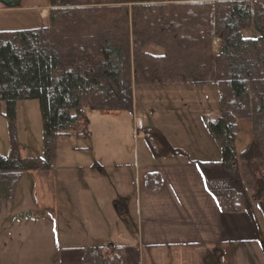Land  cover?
Returning <instances> with one entry per match:
<instances>
[{
	"label": "trees",
	"instance_id": "trees-1",
	"mask_svg": "<svg viewBox=\"0 0 264 264\" xmlns=\"http://www.w3.org/2000/svg\"><path fill=\"white\" fill-rule=\"evenodd\" d=\"M21 0H0L19 7ZM46 28L0 33V103L11 148L0 156V202L22 174L54 167L59 137L86 111H132L138 85L214 84L218 114L205 124L220 158L199 168L224 213L256 206L264 217V0H50ZM256 35L245 37V30ZM219 46L215 50L214 41ZM151 47L160 48L155 54ZM37 99L43 156L23 157L14 139L16 104ZM252 137L237 152L239 121ZM155 158L186 153L157 129L143 134ZM154 191L157 172L145 177ZM82 264H125L118 246H89Z\"/></svg>",
	"mask_w": 264,
	"mask_h": 264
},
{
	"label": "crops",
	"instance_id": "crops-1",
	"mask_svg": "<svg viewBox=\"0 0 264 264\" xmlns=\"http://www.w3.org/2000/svg\"><path fill=\"white\" fill-rule=\"evenodd\" d=\"M21 7L0 4V33L47 27L46 5ZM184 86L172 83L158 89L172 93ZM168 125L153 124L149 129L159 130L186 156L155 158L143 143V163L132 172L127 173L120 162L114 165L117 176L129 178L118 186L111 180L108 163L98 155L61 174L39 170V189L47 202L42 208V224L28 233L20 220L3 219L0 214V264H82L85 248L113 245L122 248L125 264H264L260 210L254 206L223 213L217 197L208 190L198 163L221 160L212 137L209 143L211 135L207 133L208 143L203 144L211 151L200 147L196 153L175 142L184 141L174 137L181 133L179 122ZM239 132L240 123L237 152L244 150L237 148ZM149 172H157L161 178L154 191L145 184Z\"/></svg>",
	"mask_w": 264,
	"mask_h": 264
},
{
	"label": "rangeland",
	"instance_id": "rangeland-1",
	"mask_svg": "<svg viewBox=\"0 0 264 264\" xmlns=\"http://www.w3.org/2000/svg\"><path fill=\"white\" fill-rule=\"evenodd\" d=\"M49 2L50 0H21L20 4H22L21 8L29 5H37L41 8L46 5L49 8ZM255 35L256 32L252 28L243 32L245 37ZM218 46L216 39L215 50ZM151 51L158 55L162 53V50L156 47H151ZM185 85L172 93L159 91L157 85H138L133 89L134 109L132 111L87 110L84 119L78 122L75 129L78 132L87 130L88 136L79 137L71 134L59 137L56 160L51 170L61 174L63 169L79 164L84 165L98 155L100 160L105 159L103 163L106 165L108 163L111 180L118 186L121 181L127 182L129 178L117 176L115 171L118 169L113 168L114 165L120 162L126 166L127 173L132 172L135 166L143 163L142 148L143 143H146L143 138L145 130L153 124L166 128L174 121H178L182 126V128L179 126L182 134H175L174 137L184 140L183 142L175 140L177 144L196 153L200 147L207 149L203 144L208 143L207 136L210 134L204 127L205 120L208 118L213 120L218 114L219 91L214 84ZM3 109L4 105L0 103V156L7 155L11 148L8 121L3 116ZM201 115H205L203 119L200 118ZM15 121L14 139L21 155L25 158L43 156L42 119L37 99L18 101ZM239 123L237 148L241 150L244 149L252 133L251 123L247 119L240 120ZM170 136L173 137V131L170 132ZM185 136L189 139L184 138ZM209 137L211 139L212 136ZM210 139L209 143H212L213 138ZM211 149L209 147L207 150L211 151ZM219 153H221L220 149ZM41 178L39 170L26 171L20 177L19 190L16 191L14 198L0 202L2 218L13 217L20 220L19 223L28 227V233L34 232V226L40 227L42 224L41 215L44 214L42 208L47 203L39 189ZM100 194L101 192L97 198H100Z\"/></svg>",
	"mask_w": 264,
	"mask_h": 264
}]
</instances>
